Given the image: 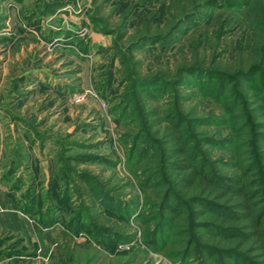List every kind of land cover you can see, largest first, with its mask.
<instances>
[{
    "label": "rangeland",
    "instance_id": "obj_1",
    "mask_svg": "<svg viewBox=\"0 0 264 264\" xmlns=\"http://www.w3.org/2000/svg\"><path fill=\"white\" fill-rule=\"evenodd\" d=\"M167 4L0 0V213L17 215L15 229L0 227V264H202L169 253L173 232L156 236L158 249L146 240L143 192L120 140L128 82L111 56L145 33V25L151 23V32L162 26ZM241 15V8L216 6L167 52L157 46L131 52L140 61L133 75L173 72L194 53L204 68L213 58L231 62L247 35ZM218 85L192 76L186 93L195 96L186 108L195 105V116L220 120L226 99ZM203 129L214 141L213 155L230 161V127ZM81 172L100 190L95 209L109 219L102 228L87 216L92 200L83 194Z\"/></svg>",
    "mask_w": 264,
    "mask_h": 264
},
{
    "label": "trees",
    "instance_id": "obj_2",
    "mask_svg": "<svg viewBox=\"0 0 264 264\" xmlns=\"http://www.w3.org/2000/svg\"><path fill=\"white\" fill-rule=\"evenodd\" d=\"M216 6L243 11L239 22L247 35L231 62L213 58L204 68L194 53L173 72L167 68L142 78L133 75L140 61L131 52L154 46L167 52L192 23L210 19ZM165 13L155 32L151 23L145 25V33L126 49L115 47L111 56V61L119 60L122 79L128 82L121 98L126 130L120 140L128 146L130 166L143 192L146 212L140 219L146 240L158 249L156 236L169 231L176 238L168 251L179 259L264 264V0H168ZM229 16L236 20L239 15ZM197 75L218 79L216 92L226 99L219 103L224 113L218 121L195 116V105L186 108L195 96L186 90ZM220 124L230 127V161L213 155L214 141L203 129ZM78 179L92 200L87 216L102 228L109 219L95 209L100 190L86 173H78Z\"/></svg>",
    "mask_w": 264,
    "mask_h": 264
},
{
    "label": "crops",
    "instance_id": "obj_3",
    "mask_svg": "<svg viewBox=\"0 0 264 264\" xmlns=\"http://www.w3.org/2000/svg\"><path fill=\"white\" fill-rule=\"evenodd\" d=\"M4 200H2V198L0 197V202L3 203ZM4 205V204H2ZM15 215L14 213H0V227H7V228H10V229H15L16 225L15 223L13 222L12 218L14 219L15 218Z\"/></svg>",
    "mask_w": 264,
    "mask_h": 264
}]
</instances>
